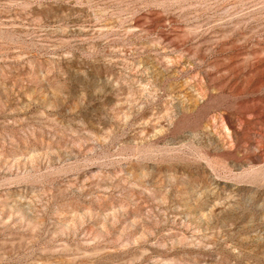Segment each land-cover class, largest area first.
Listing matches in <instances>:
<instances>
[{"label":"rangeland","instance_id":"rangeland-1","mask_svg":"<svg viewBox=\"0 0 264 264\" xmlns=\"http://www.w3.org/2000/svg\"><path fill=\"white\" fill-rule=\"evenodd\" d=\"M0 264H264V0H0Z\"/></svg>","mask_w":264,"mask_h":264}]
</instances>
